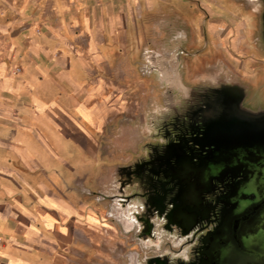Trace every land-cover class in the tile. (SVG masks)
Wrapping results in <instances>:
<instances>
[{
    "label": "crops",
    "instance_id": "crops-1",
    "mask_svg": "<svg viewBox=\"0 0 264 264\" xmlns=\"http://www.w3.org/2000/svg\"><path fill=\"white\" fill-rule=\"evenodd\" d=\"M2 1L0 54L21 70L0 71V264H65L60 221L73 210L63 195L97 196L82 188L105 185L115 162L99 141L122 114L114 106L123 76L155 42L158 25L147 23L171 19L176 0H4L7 15ZM74 147L85 155L67 158ZM76 157L107 163L103 176L83 171L67 182L61 172Z\"/></svg>",
    "mask_w": 264,
    "mask_h": 264
},
{
    "label": "flooded vegetation",
    "instance_id": "flooded-vegetation-1",
    "mask_svg": "<svg viewBox=\"0 0 264 264\" xmlns=\"http://www.w3.org/2000/svg\"><path fill=\"white\" fill-rule=\"evenodd\" d=\"M176 7L171 19L158 20L155 42L141 47L139 59L123 76L114 106L122 114L106 128V140L99 141L107 161L115 162L105 185L82 190L113 202L110 206H133L130 201L140 199L148 214L149 208L160 211L168 225H183L186 232L204 217L200 201L180 206L178 200L179 193L194 187L190 162L264 148V139L216 141L206 135V113L214 108L219 115L264 120V81L252 80L254 68L264 65V0H176ZM114 77L116 82L122 78ZM134 77L138 82L132 85ZM241 177L243 172L225 167L203 184L231 211L236 206H228L226 195ZM237 220L230 222L229 238L225 235L236 247L243 243ZM211 257L205 253L200 263L210 264ZM213 257L211 264H264V253L258 251L227 255L220 250Z\"/></svg>",
    "mask_w": 264,
    "mask_h": 264
},
{
    "label": "rangeland",
    "instance_id": "rangeland-1",
    "mask_svg": "<svg viewBox=\"0 0 264 264\" xmlns=\"http://www.w3.org/2000/svg\"><path fill=\"white\" fill-rule=\"evenodd\" d=\"M1 5V10H4L7 15L4 0ZM158 20H154L156 24L148 22L147 25L153 28L159 24ZM138 21L142 27L145 25L144 19H138ZM130 33V38L136 37L133 31ZM9 40L10 36L6 35L5 40H1L2 45H6ZM0 62L5 63L0 71L2 70L6 77L20 74L21 67H13L8 57L5 58L0 54ZM252 73L255 74L253 81H259V79L264 81L263 64H258ZM134 78L131 81L132 85L138 82V79ZM253 84L255 85V82ZM146 85L148 90L150 84L146 83ZM258 104H260L258 101L254 102L255 106ZM83 154V150L79 151V148L74 147L69 152L67 151L66 156L67 158L75 155L82 157ZM233 154L236 155L235 158L225 157L224 160L219 158L217 162L220 166H217L219 163L197 158L190 162V177L194 187L179 193L178 200L181 203L180 206L200 201V206H204V217L186 232L182 230L183 225L182 227L168 225L160 211L149 208L150 214H148L145 208L147 206H141L140 199L133 198L130 201L133 206H110L114 203L100 196L64 193L63 196L73 211L65 213L66 218L60 221L66 228L65 241L57 249L59 256L63 258L65 264H148V261L150 264L159 262L162 264H201L200 257L207 253L212 256L211 264L215 259L213 257L215 252L229 244L225 236L228 221L250 215L255 210L254 207H257L255 213L245 221V228L256 232L260 225L264 226V188L258 185L257 191H247L244 187V184L252 177L264 176V148L235 150ZM105 164L107 163L101 165L98 162H90L86 158L81 161L76 157L69 163V168L61 172V176L72 184L74 174L88 171L92 179L97 178L98 180L104 174ZM225 167L243 172L244 177H241L226 195L228 206L248 208L241 214L237 213V207L231 211L229 207H223L217 193H209V195L206 193L209 188L206 190L203 184L204 176L207 173L214 174ZM213 168L217 170L213 171ZM48 190L56 193L54 186L50 183ZM72 214L75 217H68ZM207 234L208 236L211 234L208 243Z\"/></svg>",
    "mask_w": 264,
    "mask_h": 264
},
{
    "label": "water",
    "instance_id": "water-1",
    "mask_svg": "<svg viewBox=\"0 0 264 264\" xmlns=\"http://www.w3.org/2000/svg\"><path fill=\"white\" fill-rule=\"evenodd\" d=\"M215 108L213 109V111ZM213 111H208L206 113L207 118V129L206 135L215 139L216 141H247V140H260L264 139V120L258 121L257 115L250 114H227L219 115ZM212 161V163H219ZM220 166V163L217 166ZM216 168H213V171H216ZM210 173H207L204 176V180H209ZM245 189L247 191H257V187L262 186L264 188V177L256 178L252 177L245 184ZM237 213L241 214L246 211L248 208L246 206H236ZM183 210V209H182ZM255 210L251 214H254ZM250 214V215H251ZM250 215L239 217V220L236 221L237 236L243 239L238 247H236L232 242L229 243L222 251L227 255H232L235 251H258L264 253V226L260 225L256 232L253 229L245 228V221L249 220ZM253 216V215H252ZM230 221H228L225 235L229 238V227ZM193 224L196 222H192ZM255 233V234H254ZM230 241V240H228ZM253 241H255L253 243ZM220 250H217L218 253Z\"/></svg>",
    "mask_w": 264,
    "mask_h": 264
}]
</instances>
